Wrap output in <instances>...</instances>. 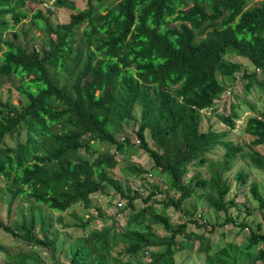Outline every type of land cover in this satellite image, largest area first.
I'll use <instances>...</instances> for the list:
<instances>
[{
    "label": "trees",
    "instance_id": "1",
    "mask_svg": "<svg viewBox=\"0 0 264 264\" xmlns=\"http://www.w3.org/2000/svg\"><path fill=\"white\" fill-rule=\"evenodd\" d=\"M28 1L0 0V82L16 78L18 84L7 91L24 99L13 105L0 88V179L7 183L9 206L15 200L21 204L19 222L0 221V231L55 252L51 212L63 213L77 204L89 210L91 196L113 189L130 209L128 223L143 229L127 226L113 234L106 228L93 230L88 234L91 241L79 236L63 251L66 264H132L123 257L138 259L146 254L148 261L138 259V264H176L175 255L191 247L177 241L187 224L206 226L193 219L195 206L184 209L191 216L188 223L174 225L164 211L156 212L159 202L153 201L156 194L151 191L142 199L144 206L133 211L141 193L123 189L109 171L119 170L132 179L146 178L150 171L168 177V193L175 192V197L161 200L164 210H182L192 195L217 213L227 215L236 207L233 200H226L230 185L225 175L243 148L225 137L235 129L238 116L232 111L220 117L228 132H217L212 125L204 132L200 113L212 109L237 73L243 72L244 78L264 90V80L256 79L257 71L264 74V0L251 6L253 0H112L103 7L99 3L109 0H87L85 10L57 25L37 10L32 18L43 43L30 50L4 37L27 17L21 9ZM54 5H62L61 0ZM229 55L248 60L253 71L226 59ZM135 108L140 110L138 121ZM129 122L137 124L135 135L152 161L150 171L129 163L122 166L109 150L113 147L123 154L135 148L123 135ZM243 133L252 138L246 157L264 171V156L256 150L264 145V107L248 118ZM95 143L107 149L95 150ZM216 146L225 150L220 170L215 166L219 161L207 156ZM190 167L213 172L205 179L194 171L186 180ZM235 175L242 185L246 183V174ZM249 191L264 220V197L258 185L251 183ZM98 217L104 215L98 211ZM56 221L60 224L62 218ZM91 221L88 217L73 227L85 230ZM224 222L240 231L250 230L246 251L258 248L251 264H264L262 225L252 228L229 217ZM215 227L211 225L209 233ZM115 238L123 244L122 251L110 257L109 241ZM209 251L210 246L204 249V264H212ZM28 259L17 254L7 263L26 264ZM215 260L231 264L217 255Z\"/></svg>",
    "mask_w": 264,
    "mask_h": 264
},
{
    "label": "rangeland",
    "instance_id": "2",
    "mask_svg": "<svg viewBox=\"0 0 264 264\" xmlns=\"http://www.w3.org/2000/svg\"><path fill=\"white\" fill-rule=\"evenodd\" d=\"M260 1L262 0H253L249 3V6L257 5ZM42 2L43 0L28 1L21 9V12L26 13L27 17L21 19L22 21L18 23L12 31L5 34V39L13 40L16 43L27 47L29 50L32 48L37 49L43 43V34L40 31L37 20L32 18L37 10L41 9L42 14L49 19L52 25L66 24L69 22L71 14L86 9L87 0H61L62 5H59L58 7L55 6V9L50 15L46 12L45 8L42 7ZM103 2V4L99 3V5H102L101 7L108 6L112 0ZM99 5L97 7H99ZM172 26L175 25L173 24ZM83 27L84 25L79 28V31ZM13 33L18 35L17 39L13 37ZM226 59L246 66L249 73L253 71L248 60L242 57L229 55L226 56ZM234 76L236 79L234 82L227 84V88L221 98L215 102L212 109L200 113L201 129L204 132L207 130L208 126L211 125L214 126V130L217 132H223L224 130L227 131V126L221 122L220 117L222 115L230 114L232 111L238 116V120L235 122V129L230 132L227 131L228 133L225 137L226 140L228 139L235 145H240L243 148V152L234 159L232 169L225 175L227 184L230 185V192L228 193L226 200H233L236 205V207L230 208L227 215L224 212L217 213L215 210L209 208L204 199L198 198L195 195H192L191 198L184 202L182 210L180 211L173 208L164 210L163 206L160 204L161 200L164 199L165 196L175 197V192L170 191L168 193V177H159L153 171H150L152 161L147 153L139 147V142L135 135V130L137 128L135 122L127 123L123 134L130 138L135 148H132L130 153L124 152L123 154L116 153L113 147L109 149L111 153L116 155L117 160L122 166L127 165L128 163L134 164L135 166H139L151 172V175H147L146 178L132 179L121 174L119 170L109 171L110 175L119 179L122 183L123 189L129 187L131 191L141 193V200L134 203L133 211L137 212L141 209L144 206L142 199H145L149 192L154 191L156 197L153 201L159 202L155 206L156 212L164 211V213L170 218L172 224L180 225L185 222L188 223L191 216L185 213L184 209H190L192 206H195V215L193 216V219H198L199 222L198 216L201 215V224L204 226L206 225L205 227L196 228L193 224H187L186 233L177 237V241L189 242L191 247L189 249H184L175 255L174 260L176 264H204L205 258L207 257L204 249L209 246L210 251L208 255H210L213 260L212 264H216L217 262V260H215L216 255L217 259H225L231 264H251L258 248L255 247L246 251L250 230L245 228L243 231H240L238 227H235L231 222L225 223L224 220L226 217L233 219L236 223L246 222L248 225L250 224L252 228H255L256 223H260L262 225V232H264L262 213L258 209V203L254 201L249 191L250 184L254 182L258 185V189L264 197V171L251 165L246 157L248 153L246 145L252 138L243 133L248 118L254 116L264 107V90L258 84L250 83L248 79L244 78L243 72L237 73ZM256 79L258 82H261L264 80V74L257 71ZM13 83L18 84V80L14 77L9 80L4 79L0 82V88L3 98L8 97L13 105H18V102H24V99L22 100V97L15 91L10 93L7 91ZM247 86H249V88H247ZM227 89L230 90V94L227 93ZM133 115L138 121L140 118V110L135 108ZM23 136L24 133L22 134V137ZM122 137V135L118 136V138ZM92 147L99 151H105L107 149L106 146L98 143H95ZM256 150L264 156V145L259 146ZM224 153L225 150L222 147L216 146L209 154H207L209 159L219 161L215 164L219 170L222 165L221 160H223V157L225 159ZM194 171H199L205 179L210 178L213 172V170H209L206 167L197 169H192V167H190L186 180H188L187 177L193 174ZM237 172H242L248 176L244 185L237 180L235 175ZM154 186H158L159 189L155 190ZM5 188H7V183L1 178L0 221L4 224L10 225L12 222H19L17 216L19 215L18 211L21 204L15 200L12 205L9 206L11 196ZM202 192V190H199V193ZM120 201L122 207H118ZM91 204L92 208L89 210H85L82 204H77L63 213L51 212L54 218L52 225L55 227V235L53 237L55 238V252L41 248H34L32 245L19 239H15L11 235L0 231V264H8L7 261L11 260V258L17 254H26L31 258L26 261V264H54V261L66 264V253H63V251L79 236L88 238L89 241H91L88 234L93 230L106 228L109 230L110 234H113L123 231L127 226L129 229H143L142 226H135L134 224L128 223L131 213L130 209L126 207V202L121 200L119 194L113 189H107L103 193L91 196ZM43 211L48 212L44 208ZM98 211L104 215V218L98 217ZM248 214L250 215L248 216ZM58 216L62 218V223L60 224L56 221ZM88 217L92 218L93 221H91L87 229L82 230L73 227V225L79 224ZM64 225H67V227H64ZM211 225H216V227L212 233H209ZM157 231L160 235L162 234L161 228H158ZM50 238L52 237L50 236ZM116 240L117 238L109 241L111 251L109 254L110 257H117L122 251L123 244L116 243ZM148 256V254L139 256L138 259L140 262L146 263L149 259ZM123 258V261L127 260L132 264H138V259H128L125 256ZM259 263L260 262H258V264Z\"/></svg>",
    "mask_w": 264,
    "mask_h": 264
},
{
    "label": "built area",
    "instance_id": "3",
    "mask_svg": "<svg viewBox=\"0 0 264 264\" xmlns=\"http://www.w3.org/2000/svg\"><path fill=\"white\" fill-rule=\"evenodd\" d=\"M55 2V0H50V2L46 3L44 6L47 7V8H50L52 7V4ZM227 93L230 94V90L227 89ZM118 207H122V203H118ZM199 217V216H198ZM200 218V217H199ZM202 221L199 220V224H201Z\"/></svg>",
    "mask_w": 264,
    "mask_h": 264
},
{
    "label": "clouds",
    "instance_id": "4",
    "mask_svg": "<svg viewBox=\"0 0 264 264\" xmlns=\"http://www.w3.org/2000/svg\"><path fill=\"white\" fill-rule=\"evenodd\" d=\"M48 2H50V0H43V2L41 3L42 7L45 8L46 12H47L48 10L53 11V10L55 9V5H54L55 2L52 4V7L47 8V7H45L44 5H45L46 3H48ZM42 9H43V8H42ZM40 10H41V9H40Z\"/></svg>",
    "mask_w": 264,
    "mask_h": 264
}]
</instances>
